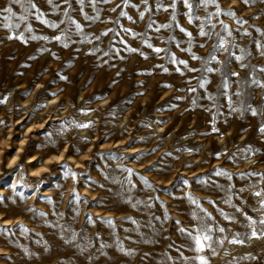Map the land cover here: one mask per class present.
<instances>
[{"label": "rangeland", "instance_id": "rangeland-1", "mask_svg": "<svg viewBox=\"0 0 264 264\" xmlns=\"http://www.w3.org/2000/svg\"><path fill=\"white\" fill-rule=\"evenodd\" d=\"M190 2L189 13L179 0H54L55 8L33 0L43 16L30 9L21 21L23 8L0 0L19 24L5 27L0 16V218L22 219L0 220V264H199L197 255L209 264H264V243L246 250L247 217L264 230V196L254 195L264 191V0ZM39 92L66 103L68 118L49 122L61 116L53 111L31 122L49 113ZM21 100L31 116L19 124L28 109ZM38 147L51 155L40 161ZM31 155L39 161L28 163ZM31 165L43 172L36 180ZM201 226L212 228L215 255L187 247L180 229L195 235ZM239 244L235 257L221 255Z\"/></svg>", "mask_w": 264, "mask_h": 264}, {"label": "snow or ice", "instance_id": "snow-or-ice-1", "mask_svg": "<svg viewBox=\"0 0 264 264\" xmlns=\"http://www.w3.org/2000/svg\"><path fill=\"white\" fill-rule=\"evenodd\" d=\"M46 2H47L49 5H53L54 8L56 7V5H54V0H46ZM78 2H79L80 5H83V4H84V0H78ZM125 2H126V0H125ZM157 2L159 3V5H160L161 7L163 6V0H157ZM179 2H180L181 4H185V5H187V8H188L189 13L191 12V10H192V8H193V3H191L190 0H179ZM200 2H203V3L206 4V3H209L210 0H200ZM64 3L70 5V0H64ZM91 3L94 5V4L96 3V0H91ZM143 3H144V4H148V0H143ZM11 5H20V6L23 8V11H24L25 15H20V16H19V19H20L21 21L27 19V14L29 13L30 9H35V10L38 12V15H37V17H36L37 19H40V18L43 16V13H42V12H39V10L37 9L36 4L33 3V0H11ZM197 6H198V5H197ZM171 7H172V8H175V3H174L173 5H171ZM113 10H114V9H113ZM163 10H164V11H168L167 8H165V9H163ZM4 13H7L8 15H4ZM229 14H231V13H229ZM15 15H16V14L13 12V8H12V6H9V7H7V8H3V9H0V16H2L4 20L9 21V23H7V24L4 25L5 27H9V28H11V27H19V24H17V25H13V24H11V22H10L11 19H12V17H14ZM65 15H67V13H65ZM121 15H126V13H123V12H122ZM143 17H144V13L141 12V13H140V18L143 19ZM85 18L91 20V19H96V18H98V17H89V16H86ZM172 18L175 19L174 16H173ZM69 19H70V18H69ZM42 22L45 23V24H49V22H48L47 20H43ZM72 23H75V22L72 21ZM50 26L53 27V28L58 27V25H56V24H50ZM148 26L151 27V26H152L151 23H149ZM170 26H171V25H169V24H163V25H161L160 27H161V28H168V27H170ZM213 27H215V26H213ZM76 28H77L78 31L81 30V26H80L79 24H76ZM28 30L31 31V28L29 27ZM158 30H159V29H157V31H158ZM225 30H227V29L225 28ZM126 31H127V30H126ZM181 31H185V29L181 28ZM104 35H107V33H104ZM187 35H188V36H192V33H191V32H188ZM199 35H201V36H206V35H208V34L205 33V32L203 31V29H201L200 32H199ZM34 38H35V37H34ZM42 38H43V39H47V37H42ZM55 39L60 40L61 37L57 36V37H55ZM145 43H147V41H145ZM224 44H225V41L223 40V38H221L220 41H219V43H218L217 45H214V49H215V50L223 49V48H224ZM147 46H148L149 48L152 47L151 44H148ZM200 47H204V45H200ZM131 50H132V51H136V49H134V48L131 49ZM189 50H190V49H189ZM154 51L157 52V53H160V52L165 51V50H164V49H161V48H155ZM242 51H243V50H242ZM231 55H234V53H232ZM261 55H264V52H262ZM192 58H193V59H202L201 57H198V56H195V55H193ZM235 58H236L237 60H241V59H243V57H240V56H237V57H235ZM209 59H210V60H216V57H215L214 55H211V56L209 57ZM170 61L175 63V62H176L175 57H174V56H171V57H170ZM178 63L181 64V65H184L185 67H187V61H185V60H179ZM241 66L243 67V65H241ZM167 70H168L167 68L164 69V71H167ZM177 70L179 71V69H177ZM189 70H190V71H193V72L197 71V69H189ZM204 70L207 71V72H212V71H214V69H212V68H205ZM261 71H264V69H261ZM231 75H233V76H238L239 73H237V72H232ZM205 83H207V81L200 82V83H199V87L203 88V87L205 86ZM223 87H224V88L227 87V83H226V81L223 82ZM195 90H196V89H194V88L191 89V91H195ZM261 130L264 131V129H261ZM129 171H130V170H129ZM216 174H217V175H221V174H223V175H228L227 173H224V172H221V171H217ZM253 175H255V173H253ZM241 191H243V189H241ZM254 195L257 196V197L264 196V191H256V192L254 193ZM192 202H193V203H197V201H195V200H193ZM259 207H260L261 209H264V199H262V200L260 201V205H259ZM245 215H246V214H245ZM225 218L227 219L228 217L226 216ZM247 219H248L249 221H251V226H252V232H251V235H252L253 237H256V236L258 235V233H257V229H256L254 226L257 224V220L252 219V217H250V216H248ZM258 222H259L260 225H264V217L259 218V221H258ZM109 223H111V222H109ZM133 223H135V221H133ZM177 223H179V222H177ZM180 231H181L182 233H186V234H187V237H188L189 240H190V243H189V245H187V247L189 248L190 251H193V252H195V253H203V252L205 251V249L207 248V249H211L213 255L216 254V253H215V249L212 248V243H211V241L213 240V237L210 235V233L212 232V228H210V227H204V226L197 227V228H195V232H196L195 235H193V232H192L191 230H188V229L181 228ZM218 231L222 233V232L225 231V229H224V228H219ZM260 235H264V230H261ZM230 242H231V243H243L242 240H238V239H233V240L230 241ZM217 243H219V244H223V240H218ZM176 250H177V252L179 253V257H180L181 259H183V260H185V261H187V260L189 259L188 257H185V256L183 255V252L180 251V248H177ZM193 259H194V260H198V261H199V264H209L207 257L204 256V255H197V256H195Z\"/></svg>", "mask_w": 264, "mask_h": 264}, {"label": "bare ground", "instance_id": "bare-ground-1", "mask_svg": "<svg viewBox=\"0 0 264 264\" xmlns=\"http://www.w3.org/2000/svg\"><path fill=\"white\" fill-rule=\"evenodd\" d=\"M39 94L41 95V98H44L45 99L44 100V109H49V113H48V115H45L43 117H40L37 120H36V118L30 119L31 122H33V123H38V122L43 123V122H45L47 120V118H49L50 114L53 111H59V113L61 114V116H57V114H54V115H52L54 117L51 118L49 120V122H51V120L52 121H55V120L58 121V120H62L64 118H68V115L63 117L64 114L69 113L68 111L65 110L68 107V105L66 103H65L66 106L64 108H61L60 105L57 104L58 98H47V97L45 98L44 97V92H39L38 95ZM80 100L85 104V107H87V108H91L92 107V106L88 105L87 102H85L86 101V98H85V96L83 94L80 96ZM26 103H27L26 101L21 100V104L22 105H26ZM26 106H28L27 113H25V115L23 117H21V119H19V121H18L19 124L24 123L26 121V119L31 116V115H27L28 112L30 111V107L31 106L30 105H26ZM36 107H39V104L38 103L36 104ZM45 111L46 110H42L43 113H45ZM93 111L94 110L91 109V110H89L86 113L87 114V116H86V119L87 120L86 121H90V118L92 116ZM121 123H123V120H122ZM85 128H86V126L85 127H82L81 128V131L84 132L85 131ZM141 150H143V148L142 149L141 148L140 149H135L132 153H135V152H138V151H141ZM72 151H74V150H72ZM21 152H25V148L22 147ZM35 152L36 153L37 152H40L41 159L40 158L39 159L41 161L42 159H45V158L49 157L51 155L52 150L43 151V150L40 149V147H38L35 150ZM62 156L63 155L57 156V159L56 160H58V161L51 159V164L52 163H56V162L60 163L62 161V159H61ZM19 157H21V154L20 153L16 154L15 156H12L10 158L9 165H10V169L11 170L14 169L17 166V163H18L17 159H20ZM1 158H2V156L0 157V159ZM39 159L35 158L34 155H31V156L28 157V163L38 162ZM194 159H196V158H194ZM0 171H1V165H0ZM41 174H43V172H42V170H40V168L35 169L33 167V165L30 166V177H31L30 180H36V178L39 177V175H41ZM4 193H5L4 192V188L3 187H0V194L2 195ZM15 196H19V195H15ZM260 213H261V210H260ZM16 215H18V214L14 213V216H16ZM0 220L2 221V224L1 225H3V226H13V225H17L18 223H20L22 221V219H19V218H16V219H13V220L4 219V218L1 219L0 218ZM248 241L249 242L247 244H249V245L246 248L247 253H248L250 247H252L253 245H261V244L264 243V235L258 234L256 237H253L252 235H250V238H249ZM241 250H243V248L240 246V244L239 245H231V247H230L229 250L222 249L221 250V255L222 256L235 257V255L236 254H239V251H241ZM81 257L85 261V256L84 255H81ZM88 258L89 259H92V256H88Z\"/></svg>", "mask_w": 264, "mask_h": 264}]
</instances>
